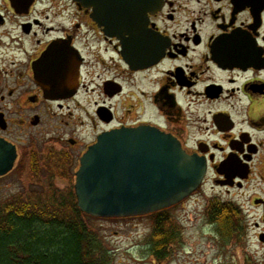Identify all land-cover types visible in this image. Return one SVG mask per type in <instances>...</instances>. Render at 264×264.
<instances>
[{
  "label": "flooded vegetation",
  "instance_id": "obj_1",
  "mask_svg": "<svg viewBox=\"0 0 264 264\" xmlns=\"http://www.w3.org/2000/svg\"><path fill=\"white\" fill-rule=\"evenodd\" d=\"M144 126L206 164L175 207L205 200L217 229L220 203L249 198L264 229V0H0V140L17 153L0 179L36 160L75 180L102 134Z\"/></svg>",
  "mask_w": 264,
  "mask_h": 264
},
{
  "label": "water",
  "instance_id": "obj_2",
  "mask_svg": "<svg viewBox=\"0 0 264 264\" xmlns=\"http://www.w3.org/2000/svg\"><path fill=\"white\" fill-rule=\"evenodd\" d=\"M16 158L15 147L0 140V177L12 171ZM205 173L206 164L174 135L150 126L124 127L102 134L83 154L75 193L80 210L92 217L144 216L184 201Z\"/></svg>",
  "mask_w": 264,
  "mask_h": 264
},
{
  "label": "trees",
  "instance_id": "obj_3",
  "mask_svg": "<svg viewBox=\"0 0 264 264\" xmlns=\"http://www.w3.org/2000/svg\"><path fill=\"white\" fill-rule=\"evenodd\" d=\"M71 171L61 161L41 167L33 160L29 169L21 165L18 172H29L34 188L25 196L0 202V264H109L102 241L88 226L94 217L80 210L75 189L55 186V178L71 179ZM218 207L213 217L223 240L240 237L245 215L228 203ZM150 216L148 251L162 262L170 247L181 242L182 232L169 210ZM247 264L258 263L248 259Z\"/></svg>",
  "mask_w": 264,
  "mask_h": 264
},
{
  "label": "rangeland",
  "instance_id": "obj_4",
  "mask_svg": "<svg viewBox=\"0 0 264 264\" xmlns=\"http://www.w3.org/2000/svg\"><path fill=\"white\" fill-rule=\"evenodd\" d=\"M54 146V141H47ZM29 172L16 171L11 176L0 179V202L18 195H26L34 188ZM44 182L46 180L44 179ZM55 186L63 191L74 190L75 181L54 179ZM244 218L239 232L225 242L214 226L209 225L205 200L196 203L191 200L172 208L169 212L180 227L182 240L170 247L169 256L160 262L148 251L149 237L153 231L151 216L91 219L90 230L102 241L109 254V264H247V260L264 264V242L260 235L264 232L261 215L252 206L249 198L242 200Z\"/></svg>",
  "mask_w": 264,
  "mask_h": 264
}]
</instances>
